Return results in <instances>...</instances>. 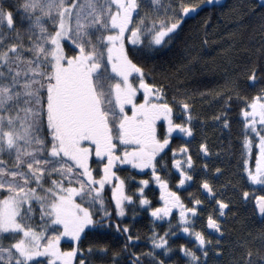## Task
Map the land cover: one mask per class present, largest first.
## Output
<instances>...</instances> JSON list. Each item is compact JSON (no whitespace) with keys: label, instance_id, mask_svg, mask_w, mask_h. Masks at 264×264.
<instances>
[{"label":"snow or ice","instance_id":"snow-or-ice-1","mask_svg":"<svg viewBox=\"0 0 264 264\" xmlns=\"http://www.w3.org/2000/svg\"><path fill=\"white\" fill-rule=\"evenodd\" d=\"M197 7L196 3L177 0L174 10L178 17L166 15L146 25L139 15L138 0H16L9 6L0 0V189L6 193L0 196V236L10 237L6 245L0 240V262L89 264L93 245L85 249L78 247V242L89 232L109 227L110 210L105 211L101 198L105 182L115 178L112 199L117 216L124 213V201L132 200L124 193V181L112 170L117 163L152 169L163 201L150 209L154 217H167L177 209L179 223L186 225L197 213L201 202L193 200L191 207L186 206L156 171L155 162L173 130L191 136L193 129L188 122H175L173 106L166 101L163 88L146 82L145 69L135 61L138 49L162 46L185 14ZM18 12L28 21L23 29L17 26ZM134 13L139 17L135 22ZM65 40L73 46L72 54H66ZM248 80L255 82V68ZM141 90L142 99L137 96ZM242 102L243 129L253 134L243 136L244 148L251 152L255 143L258 149L254 169L245 158L244 171L249 180L264 183V88ZM128 106L131 114L126 111ZM178 107L184 121H191L188 103L181 101ZM157 121L165 125L162 138L157 134ZM223 123L227 126L228 120ZM44 126L46 138L37 134ZM117 143L124 149L122 153ZM199 147L208 152L204 143ZM177 151L192 165L185 145L173 148L174 156ZM93 154L104 158L99 176L93 175L89 163ZM172 164L179 170L176 184L192 179L180 159H173ZM202 187L213 193L207 180L202 181ZM85 202L92 207H85ZM140 203H148L142 194ZM34 204L46 220L39 231L31 223ZM217 204L223 213L226 203L217 200ZM97 205L99 216L93 211ZM255 208L264 216V196L255 198ZM46 226L50 234H46ZM113 226L120 229V225ZM207 226L221 230L212 215L207 217ZM122 230L127 233V225ZM183 231L195 237L198 251L207 256L204 247L211 241L204 232L187 226ZM61 237L70 238L72 246L62 249ZM152 244L168 251L164 234L154 233ZM97 247L105 249L103 244ZM179 248L188 256V264H207L191 248L183 244ZM215 252L221 253L219 246ZM257 253L258 260L246 247L235 264H264V249H257ZM156 264L164 261L157 259Z\"/></svg>","mask_w":264,"mask_h":264},{"label":"trees","instance_id":"trees-1","mask_svg":"<svg viewBox=\"0 0 264 264\" xmlns=\"http://www.w3.org/2000/svg\"><path fill=\"white\" fill-rule=\"evenodd\" d=\"M184 2L196 3L198 7L193 13L185 14L181 25L166 37L162 46L138 49L140 54L135 61L145 69L146 82L163 88L166 101L173 106L175 122H188L193 129L188 139H174L164 154H157L156 171L168 181V187L180 195L186 206L191 207L193 200H199L201 204L197 205V213L191 215L186 225L179 223L177 209H173L167 217H154L150 209L160 206L163 201L159 196L160 186L152 177V169L136 168L129 163L113 165V172L124 181L125 195L131 196L132 200L124 201V213L117 216L112 199L115 178L105 182L101 198L105 211L110 210L109 227L89 232L78 242L80 248L87 249L89 244L93 245L89 264H156L157 259L164 264H188V256L180 251L181 244L196 251L207 264H235L246 247L253 251L257 260V249H264V216L255 208V198L264 196V183L249 181L244 171L243 160L247 158V153L243 136L249 134L243 129L244 118L240 113L244 107L242 98H250L264 88V8L261 7V0ZM3 3L9 6L16 0H3ZM176 7L177 0H163L162 6L154 10L142 3L139 15L145 18L144 23L148 25L152 19H163L166 15L178 17L174 10ZM138 18L134 14V22ZM27 23L23 13L18 12L17 26L23 29ZM64 48L66 54H72L70 41H64ZM253 68L256 69L254 83L248 80ZM137 96L143 98L142 90ZM181 101L188 103L191 121H184V114L178 107ZM126 111L131 114V108H126ZM224 119L228 120L227 126L223 123ZM156 127L158 136L162 138L165 125L157 121ZM37 134L46 138V126L40 128ZM201 143L207 146V153H202ZM180 145H185L192 157V165L187 170L192 179L186 180L183 185L176 184L179 170L172 164L175 156L180 154L177 151L174 156L172 149L179 150ZM117 148L121 153L124 150L119 143ZM256 151L252 150L249 162L252 169L255 167ZM4 158L11 163L7 155ZM103 162L104 158L92 157L90 166L94 176L101 174L98 169ZM142 180H148V183L141 185ZM204 180L213 189L212 197L202 187ZM140 189L142 192L138 191ZM245 191L248 193L246 197L243 195ZM4 194V190L0 189V196ZM141 194L147 199V204L140 203ZM217 200H223L227 205L223 213ZM85 207L92 206L85 202ZM93 211L99 216L98 205ZM208 215L219 221V232L207 226ZM31 223L37 231L39 226L46 225L36 204L33 205ZM113 225H120V229ZM124 225L128 227L127 233L122 230ZM184 226L204 232L211 241L204 247L207 256L198 251L199 244L193 235L183 231ZM45 231L50 234L48 226ZM154 233L165 235L167 252L163 247L153 246ZM129 236L131 240L127 238ZM9 239L7 235L0 236L5 245ZM99 244L105 245L103 251L97 247ZM71 246L70 238L61 237L62 249ZM217 246L221 249L220 254L215 252Z\"/></svg>","mask_w":264,"mask_h":264},{"label":"rangeland","instance_id":"rangeland-1","mask_svg":"<svg viewBox=\"0 0 264 264\" xmlns=\"http://www.w3.org/2000/svg\"><path fill=\"white\" fill-rule=\"evenodd\" d=\"M162 2H163V0H157V2L156 3H153V0H143V1H139L138 2V4H139V6H141V4L142 3H146V4H148V8H152L153 10H154V8L155 9H158L159 7H161L162 6ZM169 6H167V8H168ZM135 14V13H134ZM136 15V14H135ZM127 108H131L130 106H128ZM248 134H249V136H252L253 134L251 133V131L249 130V132H248ZM253 149H257V147H256V145H255V143L253 144V146H252V149H251V152H247L246 151V153H247V159L249 160V162H250V159H251V157H252V150ZM258 150V149H257ZM123 152V151H122ZM202 153H204V152H202ZM206 155V154H205ZM92 157H95L94 156V154H93V156ZM92 157H90V160H89V163L91 162V159H92ZM96 158V157H95ZM97 159H103V158H97ZM175 159H180L181 160V162H182V165L184 166V169H185V171H187L188 169H189V165H187L186 163H185V159H184V157L183 156H181L180 154H178V155H176L175 156ZM249 168H251V166H250V164H249ZM246 173V175H247V177H248V174H247V172H245ZM249 181H251V180H249ZM251 182H253V183H258V184H261L262 182H260V181H251ZM206 190V189H205ZM207 191V190H206ZM159 196H160V192H159ZM161 198V197H160Z\"/></svg>","mask_w":264,"mask_h":264},{"label":"flooded vegetation","instance_id":"flooded-vegetation-1","mask_svg":"<svg viewBox=\"0 0 264 264\" xmlns=\"http://www.w3.org/2000/svg\"><path fill=\"white\" fill-rule=\"evenodd\" d=\"M178 131H176V130H173V133H172V135L170 136V138H169V144L168 145H166L165 146V149H163L162 150V153L164 154L165 152H166V148H169L170 146H171V143L173 142V140L174 139H183V140H186V139H188L189 138V136H184L183 134H181V133H179V134H176ZM158 154H161V153H158ZM186 155H189V153L187 152V154ZM211 197H212V195H211ZM214 200V199H213ZM212 200V201H213Z\"/></svg>","mask_w":264,"mask_h":264}]
</instances>
